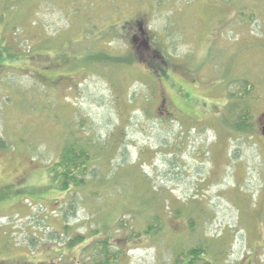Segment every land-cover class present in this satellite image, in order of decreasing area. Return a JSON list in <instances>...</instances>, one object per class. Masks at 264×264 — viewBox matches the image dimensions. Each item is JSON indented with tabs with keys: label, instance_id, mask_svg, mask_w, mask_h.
<instances>
[{
	"label": "rangeland",
	"instance_id": "rangeland-1",
	"mask_svg": "<svg viewBox=\"0 0 264 264\" xmlns=\"http://www.w3.org/2000/svg\"><path fill=\"white\" fill-rule=\"evenodd\" d=\"M140 28L164 75L137 61ZM0 53V264H79L67 240L105 228L124 264L201 238L210 259L264 264V0H0ZM244 83L238 133L223 105ZM71 132L94 165L73 194L48 173ZM153 214L163 233L122 239Z\"/></svg>",
	"mask_w": 264,
	"mask_h": 264
},
{
	"label": "trees",
	"instance_id": "trees-1",
	"mask_svg": "<svg viewBox=\"0 0 264 264\" xmlns=\"http://www.w3.org/2000/svg\"><path fill=\"white\" fill-rule=\"evenodd\" d=\"M140 31L141 34H139L138 39L132 38L136 59L146 64L152 71V74L158 76L162 72L161 65L164 61V57L156 48L149 45L146 36H140L143 35L142 28H140ZM4 50L7 53L10 51L8 47H5ZM7 56L11 55L7 54ZM96 57L97 56H94V58ZM111 59L115 60L114 57ZM115 62L129 63L130 61L127 58L119 57ZM251 88L252 86L250 83H244L241 91L231 94V101L223 105L225 110L231 113V128L238 133H246L252 129L250 121L252 115H250V105L248 103V97L251 95ZM84 135L85 136L78 137L74 132H71L70 135L65 138L63 147L57 158L48 166V173L52 178L54 187L64 193L69 192L73 194L80 191L86 186L89 177L93 173L94 165L91 164L93 160V140L87 133H84ZM4 146L5 142L0 137V147ZM149 199H152V197ZM179 212L180 210L175 211V213ZM117 223L119 229L125 226L122 220L118 219ZM188 224L191 231L197 229V223L194 222L193 218L188 220ZM64 229H67V227L64 226ZM104 230L105 234L102 236L95 235L98 233L97 230L92 231V236H95L86 244L83 242L85 237L81 235H74L67 240L65 244L68 248H73L74 246L82 244L80 248L83 252L84 260L79 262V264H124L125 253L121 249V244L113 243L112 240H110V230L107 228ZM165 230L166 228L161 215L153 214L151 220L142 230L137 232H126L122 239L136 240L143 236L151 238L163 233ZM118 239L119 238L116 237L114 240L118 241ZM210 245H212L210 239L201 238L185 249L184 252L178 253L173 258L172 264H225V261L222 263L219 262L217 255H215L213 259L208 258Z\"/></svg>",
	"mask_w": 264,
	"mask_h": 264
},
{
	"label": "flooded vegetation",
	"instance_id": "flooded-vegetation-1",
	"mask_svg": "<svg viewBox=\"0 0 264 264\" xmlns=\"http://www.w3.org/2000/svg\"><path fill=\"white\" fill-rule=\"evenodd\" d=\"M136 26V25H135ZM134 31H135V33L134 34H132V36L133 37H137L138 35H136V28L134 27ZM140 34V33H139ZM144 34V33H143ZM140 36H142V35H140ZM162 74L164 75L165 74V71H162ZM169 104V103H168ZM171 106V105H170ZM261 121H262V118H261Z\"/></svg>",
	"mask_w": 264,
	"mask_h": 264
},
{
	"label": "water",
	"instance_id": "water-1",
	"mask_svg": "<svg viewBox=\"0 0 264 264\" xmlns=\"http://www.w3.org/2000/svg\"><path fill=\"white\" fill-rule=\"evenodd\" d=\"M263 122H264V114H263ZM261 133H262V135H264V124H263V126L261 128Z\"/></svg>",
	"mask_w": 264,
	"mask_h": 264
}]
</instances>
